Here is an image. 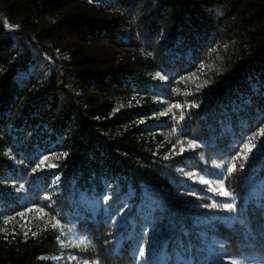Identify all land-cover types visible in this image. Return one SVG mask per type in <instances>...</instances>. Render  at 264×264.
<instances>
[{"label":"trees","instance_id":"1","mask_svg":"<svg viewBox=\"0 0 264 264\" xmlns=\"http://www.w3.org/2000/svg\"><path fill=\"white\" fill-rule=\"evenodd\" d=\"M262 145L264 0H0V264H264Z\"/></svg>","mask_w":264,"mask_h":264},{"label":"snow or ice","instance_id":"2","mask_svg":"<svg viewBox=\"0 0 264 264\" xmlns=\"http://www.w3.org/2000/svg\"><path fill=\"white\" fill-rule=\"evenodd\" d=\"M156 75H157V77H159L161 79H165V77L161 76V74L159 72ZM205 83H207V81H205ZM194 106L198 107V105H194ZM163 114H165V113H162V115ZM180 118L181 119L184 118L182 113H181V117ZM173 132H175V129L173 130ZM177 143H182V141H177ZM187 144H188L190 149H194L195 147L198 146V142L195 139H189L187 141ZM245 147H247V145H245ZM253 147H255V145H253ZM262 147H264V145H262ZM174 149H175V145H173V150ZM184 150L185 149L183 147H181L180 152L183 153ZM64 155L67 156L68 154L64 153ZM45 159H47V157H45ZM237 159H239V154L232 157L233 163H232L231 167L228 169L229 173H231V172H233L235 170V168H236L235 161ZM244 159L245 160L247 159V155L244 156ZM41 163H43V162L41 161ZM52 167H56V165H52ZM243 168H244V164H240V169L242 170ZM32 171L35 172L36 168H33ZM188 175H192V174L188 173ZM201 182L206 183V184H210V188H209L210 191H213L214 194H218L220 196L227 197L228 201H230V202H224L222 204H217L216 201H213L212 204L204 205V207L219 208L220 210H226V211H234L235 210V193L233 191H229V190L225 189V185H224V181L223 180H219V181H216V182H209V181H204L201 178ZM103 199L105 201H107V200H109V197L107 195H105L103 197ZM28 211H31V209H29ZM41 211H43V210L41 209ZM121 212H122V210H121ZM20 215H23V213H20ZM52 219L56 221L55 223H53L51 225L52 228L55 229L59 225L60 222H59V220L56 219L55 216H53ZM5 222H7V221H5ZM241 223H243V221H241ZM25 235H27V233H25ZM33 235H35V233H33ZM146 255H148V252L144 248H140L139 251H138V257L139 258H145ZM216 259L218 261H223L224 264H245V261L243 259L232 257L226 252L225 253H221V254H217ZM85 264H88V262L86 261ZM92 264H99V262L98 261H93Z\"/></svg>","mask_w":264,"mask_h":264}]
</instances>
